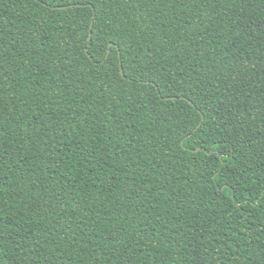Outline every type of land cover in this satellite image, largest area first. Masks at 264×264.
<instances>
[{
	"label": "trees",
	"instance_id": "16d2710c",
	"mask_svg": "<svg viewBox=\"0 0 264 264\" xmlns=\"http://www.w3.org/2000/svg\"><path fill=\"white\" fill-rule=\"evenodd\" d=\"M0 264H264V0H0Z\"/></svg>",
	"mask_w": 264,
	"mask_h": 264
},
{
	"label": "water",
	"instance_id": "95a60500",
	"mask_svg": "<svg viewBox=\"0 0 264 264\" xmlns=\"http://www.w3.org/2000/svg\"><path fill=\"white\" fill-rule=\"evenodd\" d=\"M91 27H92V24H91L90 28ZM90 37H91V34H89L88 41H90ZM120 73L123 74L121 67H120Z\"/></svg>",
	"mask_w": 264,
	"mask_h": 264
}]
</instances>
